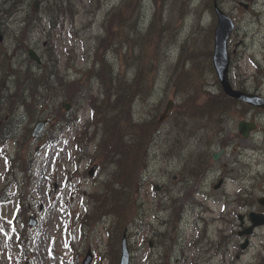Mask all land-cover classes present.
Instances as JSON below:
<instances>
[{"label": "rangeland", "instance_id": "1", "mask_svg": "<svg viewBox=\"0 0 264 264\" xmlns=\"http://www.w3.org/2000/svg\"><path fill=\"white\" fill-rule=\"evenodd\" d=\"M33 1L0 0L3 7L12 2L20 5L11 14L7 13L0 25L3 35L0 41V84H4V94H13L15 88L18 91L24 85L25 89L32 85L33 80L23 83V78L26 79L23 74L26 70L37 73L40 66L29 60L28 49H32L41 58L42 64L50 66L56 74V78L50 79L49 83L54 82L50 90L48 83L45 101L35 111L32 121L30 118L24 121L21 118L22 111L16 114L14 109L7 111L0 107L1 117L17 120L15 138L0 145V188L6 186L9 193L14 194L11 202L0 205V264H81L88 248L94 255L91 264H114V257L118 256L119 237L115 230L127 228L128 219L137 208L140 215L136 226L132 225L131 229L126 230L131 261L133 264H155V249L150 243L155 242L154 236L161 219L169 215L168 190L173 193L176 191L178 201L185 204L180 213L185 218L181 228L187 236L183 249L187 261L182 264L199 261H194L198 253L190 248L191 241L198 233L209 238L205 251L200 254L201 258L207 259L208 264H235L231 262L233 247L226 250L225 261H222V254H218L209 243H217L220 235H233L232 221L242 209L241 206H235L236 195L242 200L246 194H252L256 200L264 193V113L260 118V131L249 141H233L227 150V158L223 163L226 162L232 168V176L228 184L222 187L225 196L223 192L213 189L220 174L217 170L220 161L209 166V178L205 181L203 176L194 179L186 176L181 165L185 158L193 157L199 151L204 136L196 138V133L188 134L192 124L174 114L176 107L187 106L189 101V91L173 89L175 74L184 67L188 78L189 71L191 76L203 79V84L210 87V91H219L212 69L206 63L207 59H211V47L205 42V32H210V27L215 25V17L202 8L204 0H164L163 6L159 2L158 6L155 5L152 0H132L133 14L130 15L129 10L117 14V10L129 0H51L50 4L57 3L63 7L53 28L45 13L48 6L46 0H42L40 6V10L44 8L45 11L38 13L31 11ZM139 1L141 3L137 11ZM24 9L28 10L23 12ZM158 9L161 11L160 22L156 25L164 35L159 48L153 52L154 33H149L148 23L153 20L152 12ZM227 10L231 9L227 7ZM109 14L114 15L113 20L106 19ZM244 18L240 21L239 30L243 33L238 40H245L246 47L235 48L231 82L238 76L252 90L258 79L264 93V74L259 73L255 65L257 61L264 62L254 59L255 50H252L254 45L262 43L264 26L259 29L251 16L245 15ZM261 19L264 22V17ZM119 23L123 29L132 30L125 38L130 41L131 34L132 45L122 48L125 59H118L113 51L108 53V58L115 72H122L137 87V97L132 107L127 105L130 110L133 109V123H147L144 119L157 122L167 103L173 101L170 118L158 124L157 135L154 134L152 144L143 155V166L141 162L139 164L137 174L140 179L137 183L130 182L129 165L134 159L129 145L124 144V138L130 137L129 132L124 136L125 131L121 127L113 132L111 127L118 123L112 117L97 118L100 115L97 114L96 118H92L91 113L93 102L105 95L104 86L107 84L105 80L95 78L93 72L96 62L100 60L95 59L101 51L98 37L106 31L107 40L114 38ZM245 34L247 37H244ZM238 40L232 42L231 47ZM195 59H200V62L195 63ZM65 104L69 105V109L64 108ZM67 115L72 125L62 130L58 122ZM38 121H45L46 124L40 137L33 141L31 133ZM77 131L81 133L78 138L80 149L74 142ZM53 136L57 140H48ZM113 138L119 142L122 140L120 149L116 150L114 159L99 168V158L110 151ZM19 141L24 142L19 154L22 164L28 165L35 159L28 176H25V167L14 162ZM216 146V142H213L210 146L212 152L217 151L214 150ZM8 156L13 158L9 172ZM119 157L122 159L120 162L117 161ZM93 165L97 166V170L90 177L88 172ZM115 169H118L117 175ZM176 174L179 179L175 183L173 176ZM123 181L131 185L136 183L132 201H136L137 206L125 197L118 203L112 202L110 198L104 201L109 197L105 195L107 189L112 192L125 189L121 186ZM15 182L19 184L20 190H17ZM26 182L31 186L29 196H26L27 188L24 187ZM161 184H164L163 187H160ZM90 193L95 195L97 201H93ZM19 194L22 200L25 197V209L15 215ZM163 195L166 196L163 204L165 211L159 204ZM102 204L114 206L110 210ZM255 206L258 207L257 203ZM198 214L202 217L199 223L195 220ZM29 217L36 220V225H28ZM171 226L169 224V230ZM263 232L260 230L252 239L254 246L264 241ZM252 252L255 253L253 257L260 254V250L255 247ZM175 255L178 253L172 252L165 263L175 264ZM248 259L249 255L246 257Z\"/></svg>", "mask_w": 264, "mask_h": 264}, {"label": "trees", "instance_id": "2", "mask_svg": "<svg viewBox=\"0 0 264 264\" xmlns=\"http://www.w3.org/2000/svg\"><path fill=\"white\" fill-rule=\"evenodd\" d=\"M132 0L126 1L118 10H117V14H123V12L125 10H129L130 14H133V8L130 4ZM154 1V4L158 6V2L160 5V2H163L164 0H152ZM156 1V2H155ZM140 3L141 1L138 2L137 4V11L140 7ZM50 11V9H49ZM115 11V10H114ZM49 13V12H48ZM160 13L161 11L158 9V11H153L152 14L153 15V23L157 24L160 22ZM151 14V15H152ZM58 14L54 13V12H50L48 14V22L50 24V26L53 28L57 22ZM107 20H113L114 19V15H108ZM149 33H153L151 28L149 29ZM132 30L126 29L125 27L123 29V25L121 23H119V30L116 34V36L112 39L107 40V36H105V32L102 35H99L98 40L100 42V54L97 55V58L95 59H100L96 62L95 65V69L93 70L94 72V77L99 79V81H103L105 80L107 82L106 86H104L105 88V95L104 96H100L98 97L94 102L93 105L91 106V113H92V118H96L97 114H100L97 118L101 117H112L114 120V122L118 123V125L116 126H112V130L113 132L118 131L119 127L122 128V130H124V136L126 132H129V136L130 137H126L124 138V144H128L130 147V154L132 155V158L134 160L131 161L130 165H129V173H130V182H139L140 179V175L139 173L137 174V169L139 168V164L140 162L142 163L143 166V155L146 154L147 149L149 148V146L151 145V140L153 141V137H154V130H155V124L156 122L151 121V120H147L144 119L143 121H146L147 123H141V124H134L132 119L134 117H132V112L133 109L127 106L128 104L131 105L132 107V102L134 101L135 97H137L135 94L136 91V85L134 84L133 80L129 81L128 79H126L125 75L121 72V73H116L115 69H114V65L113 63L110 62L109 58H108V53L110 51L115 52V54L117 55L118 59H125V54H124V49L128 44V47H131L132 43H130V41L132 40L133 37H131L130 34V41L125 40L126 36H128V32H131ZM164 35V32H161V28L159 30H157L154 33V40H155V47L153 52L159 48L160 46V41L162 40ZM138 38L136 37L135 40H137ZM210 43V42H209ZM152 44V42H151ZM209 46V45H208ZM200 59H195L194 62L195 63H199ZM204 65V63H202V66ZM194 70H196V67L194 68ZM51 71V72H48ZM29 73H25V75H28ZM138 74V72H137ZM191 72L188 71V76L185 74V69L184 67H182L181 71L175 74L174 80L172 85L174 86V90L178 91V90H187L189 91V95L187 97V99L189 100L187 102V106H178L176 107V109H174V114L177 115V117L181 118V119H185L189 122V121H194V122H200V125H209L210 128L216 127L217 125H219V123H221V121L223 119L224 114H232V112H227L226 108L230 107V106H234L237 101L230 99L228 97H226L223 93H218V94H212L222 98L225 100L226 103V108L224 110H222L221 112H219L218 114H212L210 111L205 109V106L207 104V100L209 98V96L205 93L207 89H205V84H203V79L196 77L195 75L191 76ZM55 77V72L54 70L50 67V66H46V67H42L41 70L39 71V74H34L33 76H26V79L23 78V83L25 81V83H28L29 80H33V83L31 86H29L27 89L26 85L23 86L22 89L15 91L12 94H9L5 97V95H2V101L1 104H5V102L7 103V108L6 110H11L14 108H17V106L22 105V106H27L26 109L31 110V120H33L34 118V114L35 111L37 110L38 107H40V105L42 104V101H45V95H46V89L48 86V83L50 82V79L52 77ZM188 78V79H187ZM135 79V78H134ZM137 79V78H136ZM135 79V80H136ZM198 79H201L199 81H197ZM110 83L112 84V86L110 85ZM183 83V84H182ZM186 84V85H185ZM2 84H0V93H2L1 90ZM133 91V92H132ZM127 92H130L131 94H128ZM45 94V95H44ZM94 106V109H93ZM109 110H108V109ZM17 110V109H16ZM236 110V109H234ZM94 111V112H93ZM0 121H2V126H0V143H4L10 139H12L14 130H15V125L16 123L13 120H5L4 118L1 117L0 114ZM71 121L69 119V116H65L62 118L61 121L58 122V125L61 128H67L70 127ZM121 124V126H119ZM137 129L140 130V133L137 134ZM185 129V128H183ZM190 130V127H189ZM210 130V129H209ZM211 131V130H210ZM193 131L189 132L188 134L193 135ZM81 133H79V131H77L76 134V138H75V142H76V146L80 149V143L78 138L79 135ZM122 144V140H119L117 138H113L112 143H111V147L109 148L110 151L107 153H104L100 156V161L98 162V167L100 168L101 166H103L104 164L108 163L109 161H111L112 159H114V154L116 152L117 149H120V145ZM18 154H17V158H16V162L21 165L22 164V160L21 158H19V154H20V150H21V145H19L18 147ZM207 151V149H202L200 154L197 156H193L192 159L194 161V163L197 162H201L200 164H193V166L190 167V169L192 167H199L201 173H203L205 170H207L208 166H207V161L208 159V155H205L204 153ZM144 152V153H143ZM122 159L119 157L117 159L118 162H120ZM19 161V162H18ZM25 167V176H28V172L31 171V163H29L28 165L26 164H22ZM142 169V167H141ZM140 169V170H141ZM128 172V171H127ZM140 172V171H139ZM115 175L118 174V169H115ZM138 177V180H137ZM137 180V181H136ZM135 183V184H136ZM134 184V185H135ZM133 184H128L129 186V190H130V196H129V200L131 201V198H133ZM25 188H27V195L29 196V189L31 188V186H28V183L26 182V184L24 185ZM8 187H2L0 188V201L3 200L4 197H8ZM125 188V187H124ZM105 195H109V197L107 196L105 198L104 201L106 200H110L114 203H118L120 201H122L123 199H127V192L124 189L122 191V189L120 191H117L115 189L114 192L110 191V190H106ZM132 195V197H131ZM89 196H93V200L97 201V199H95V195L93 194H89ZM125 197V198H124ZM21 198V197H20ZM25 200V197L24 199ZM20 200V209L23 211V209H25L23 203L24 201ZM104 207H107L108 209H112V206L110 205H103ZM133 208V207H131ZM21 211V212H22ZM100 212V209L97 210L95 212L96 215H98ZM130 221L131 223H133V219L132 217H130ZM122 233L121 229L120 230H115V234L118 235L120 237V234ZM118 237V238H119ZM119 240V239H117ZM113 247H115V243L113 242ZM117 247H118V253H119V242L117 243ZM114 264H117V260H118V256L115 255L114 257Z\"/></svg>", "mask_w": 264, "mask_h": 264}, {"label": "flooded vegetation", "instance_id": "3", "mask_svg": "<svg viewBox=\"0 0 264 264\" xmlns=\"http://www.w3.org/2000/svg\"><path fill=\"white\" fill-rule=\"evenodd\" d=\"M40 1V0H39ZM213 3L214 0H206V6L209 13H211L213 10ZM217 3L221 10H223L233 21L235 28L230 35V38L228 40V56L230 59V72L233 71L234 66V60L235 58V48L237 46H241L243 49L246 47V41L245 40H238V38L241 37L243 31L240 29V21L245 20L244 16L249 15L252 17V19H255V23H257V26L259 29L263 28L264 22L262 21V17H264V0H217ZM17 4V3H15ZM42 2L40 1V5ZM227 7H229L231 10H227ZM26 10V9H24ZM234 44L233 47H231L232 42H237ZM252 50H255V58L254 59H262L264 62V39L261 44L254 45L252 47ZM240 58V56L238 57ZM237 58V59H238ZM258 71L259 73L264 74V63L261 61H257ZM255 80V76H254ZM257 81V82H256ZM255 81V87L250 90L246 87V81H241L240 78L237 76L236 79L234 78L233 86L240 91L256 94L264 98L263 93V85L261 82L256 79ZM236 105L242 106V108H246V111H243L242 109H236L232 112V114H226L224 119L217 125L216 127L210 128L211 129V136L209 137L208 129H205L203 132L207 133V135L204 136V143L208 144V141L210 139V146L212 145V142H216L217 146L214 148V150L217 149V151H211L213 149H208L204 154L208 155V162H211L210 165L213 163V155L215 153H220V156L218 158V162L221 163L219 165V173L217 176L216 184L213 186L214 190H218L220 192H223L222 195L225 196L224 190H222V187H224L229 182V178L232 176V168L228 166L226 162L223 163V161H226V154L227 150L231 148V144H233V141H236L237 139H244L245 141H249L252 139L255 135V133L260 131V118L261 115L264 113V108H257L250 106L248 104L239 103L237 102ZM248 109V111H247ZM228 117V118H227ZM234 118V119H233ZM237 121V122H236ZM236 122V123H234ZM240 122H247V124H253L254 129L249 130L247 132V136L243 137L239 131H238V125ZM207 126V125H206ZM208 127V126H207ZM197 138V137H196ZM207 146V145H206ZM211 151V152H210ZM201 162H195L186 160L182 167H185L184 169H187L189 167L188 173H186V176L188 178H196L199 176H203L204 181L209 178V169L205 170L203 173L199 172V167H192L193 164H200ZM173 179L175 181H178L179 176L178 174L173 176ZM188 183V182H187ZM171 187H174L172 185ZM177 194L173 193V191L170 194V198L167 201V203L170 205V211L169 216L167 217V220H161L160 225L158 227V231L156 232V236L154 238V244L150 243L152 245V248L155 249V264H168L165 263L166 259L169 258L170 254L172 252L178 253L180 255H175L174 258L176 259L175 264H182L184 261H187V257L184 254V248L186 247L187 243V236L183 232V229L181 226L185 224V220L183 219V215L181 216V219L177 224L172 223V217L175 213L174 208H172V205L175 206L178 202ZM264 197V193L260 196ZM258 197L256 200L253 199L252 194H246V196L240 200L239 196H235V206L242 207V209L239 210L237 213L234 221L232 223L234 224V227L232 229L233 235L232 236H223L220 235L219 241H218V251L219 254H222V261H225L226 258V250L229 251L231 247H233V252L231 255L233 256V259L231 262H234L235 264H264V241L260 242L258 246H254L252 239L256 237L260 230L264 231V227L262 228H256L251 229V234H246V231L250 229L251 223L249 221L248 215L250 212H256L258 214L264 215V207L259 206L258 201L261 199ZM163 201H166V196H164ZM257 203L258 207L255 206ZM185 205V204H184ZM256 207V208H255ZM242 210V211H241ZM171 219V220H170ZM169 224H172L170 230L168 229ZM264 234V232H263ZM262 234V235H263ZM234 241H236V244H234ZM192 245H190V248L195 249L198 253V256L194 258V261L197 259L200 261H197L194 264H208L207 259L205 257L201 258L200 254L203 253L206 249V243L208 242V238L205 234L198 233L193 240L191 241ZM210 245V243H209ZM260 250V254L256 257H253L255 253L252 252L254 249ZM177 251V252H176ZM153 252V251H151ZM169 252V253H167ZM229 253V252H228ZM184 256H183V255ZM152 256V254H150ZM249 255V259L246 260V257ZM173 256V255H171Z\"/></svg>", "mask_w": 264, "mask_h": 264}, {"label": "water", "instance_id": "4", "mask_svg": "<svg viewBox=\"0 0 264 264\" xmlns=\"http://www.w3.org/2000/svg\"><path fill=\"white\" fill-rule=\"evenodd\" d=\"M215 10L217 13L218 22H217V26L214 31L215 38H214V51H213L212 62H213V65H214V68L217 74V78L222 86V89L226 95L232 98H235L239 101L245 102L247 104H250L256 107L263 108L264 99L257 97L255 95L235 91L229 83V79H228L229 59H228L227 51H226V44H227L229 34L233 28V25L230 19L227 18L217 8V6ZM29 57L33 61H36L37 63L40 62V59L33 53L32 50L29 51ZM171 107H172V102H169L168 106L165 109L164 114L160 118L161 121L168 118ZM41 126L42 124L36 127V130L34 132V137H36L37 132L41 130ZM250 129H253L252 124L246 125L245 123L242 122L239 125V131L243 136H246L247 132ZM219 156H220V153H216L213 155L212 158L214 161H216L219 158ZM92 173H93V169L89 172V174L92 175ZM262 217H263L262 215L259 216V215H256L255 213L250 214V220L252 221L253 225L248 231H246L247 234L251 232V229L253 227L264 224V220L262 219ZM91 260H92V255L90 254V251H88L82 264H90ZM119 264H129V251H128L125 235L123 236V240L121 243V256H120Z\"/></svg>", "mask_w": 264, "mask_h": 264}, {"label": "bare ground", "instance_id": "5", "mask_svg": "<svg viewBox=\"0 0 264 264\" xmlns=\"http://www.w3.org/2000/svg\"><path fill=\"white\" fill-rule=\"evenodd\" d=\"M160 6H163V2H160ZM202 8H207L205 3H202ZM148 26H149L148 28H151L153 33H155L157 30L160 29V28H158V26L156 24L153 23L152 20L148 23ZM205 34H206V38H205L206 41L205 42H206V44H209L211 30H210V32L209 31L205 32ZM244 37H247V34H245ZM205 91H206L205 93L209 96V98L207 100V104L205 106L206 110L210 111L212 114H218L219 112H221L222 110H224L226 108L227 105H226L224 99L219 98L215 95L212 96L213 93L211 91H208V90H205ZM236 104L234 106H230V107L226 108V111L232 112V110H234V109H242L243 111H246V108H242V106H240V105L238 106ZM247 111H248V109H247ZM225 116H226V114H224L223 118H221V119H224Z\"/></svg>", "mask_w": 264, "mask_h": 264}]
</instances>
